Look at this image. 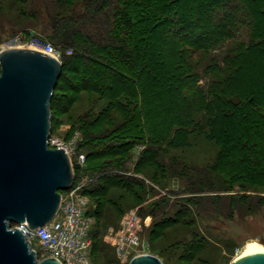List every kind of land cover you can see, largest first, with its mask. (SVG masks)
<instances>
[{
	"label": "rangeland",
	"instance_id": "374dc122",
	"mask_svg": "<svg viewBox=\"0 0 264 264\" xmlns=\"http://www.w3.org/2000/svg\"><path fill=\"white\" fill-rule=\"evenodd\" d=\"M214 1L186 0L181 2L179 4L181 5L180 9L185 13L181 14L183 21L178 23L177 26L180 25L183 30H179V33L175 34L171 21L165 19L159 25L164 35H156L155 38L150 39L149 46L152 48L153 53L148 50L145 53L147 56L145 61L147 59L146 63L148 64V58L153 56L151 57L152 61L156 63V67L151 66L154 74L144 73L142 79H137L136 82L132 81L130 85V91L143 95L141 111L137 114L138 125L151 131H168L178 125L174 123V120L178 114H183L185 109L188 113L193 112L201 116L203 113L200 110H209V108L221 110L215 101L212 102L213 97H224L225 99L228 95L238 94L242 104L247 107L246 114L251 113L253 120L257 122L251 126L248 125L247 129L253 130L251 134L255 140L260 142L262 139L264 141V119L259 117L260 115L264 117V0H256L255 2L253 0H230L232 3L231 8L221 7ZM251 1L253 3H250ZM28 2L31 3V8L35 10L38 18V25L33 28L30 26L21 28L15 24L16 20L21 19L18 8H23V2L14 4L13 1L4 0L1 4L0 49L18 36L37 35L43 38L46 37L45 39L48 41L51 39L53 21H51L50 6H47L49 1L28 0ZM90 4L92 9L93 1L79 0L76 3L75 10L69 16H75L74 19H69L70 22L87 21V23L75 29L77 32L73 34V37L78 35L75 36L77 43L61 44V42L51 39L53 46L60 53V62L64 65L50 103V137L67 143L73 135L77 134L79 136V139L72 144L74 154L71 156V160L75 184L79 180L81 181L82 177H85L82 169L86 168L76 166L77 155L81 152L86 153L95 150V148H92L93 146H87L85 143H92L96 147H101L103 143H111V147L117 148L115 146L117 144L114 143L119 139L117 150L122 151V154L111 159L104 158L90 161L87 166L90 168L88 173L96 175L103 172H112L113 175H117L116 181L120 183L126 182L127 178L130 177L140 179L142 184L136 187L139 193L135 196L128 192L111 191L109 194L117 202L115 204L108 203L103 198L98 199L94 198L93 195L89 196L90 231L98 235L93 236L94 246L91 250V264H129L132 257L137 254L153 255L162 264H231L246 250L248 243L257 242L264 245V181L261 178L263 176L259 173L261 167L259 168V163H256L261 159L259 145H257V149L251 151L248 157L242 155L241 141L221 145L223 148L230 147L231 149L228 155L220 160V164L223 163V165L219 164L221 166L220 173L230 182V187L225 193H202L204 191L198 193L195 184L193 182L191 184L189 173H184L180 178H173L172 175L165 174L157 166L150 163L144 165L143 168H135L134 164L137 161L139 152L144 148L140 146L142 143L144 144L141 139L132 140L129 136H120L117 140H112L114 136L110 135L99 141H91V138L87 137L88 134L99 133L101 127L91 128L86 123L90 122V119L84 122L83 117L85 116L88 119L90 115H92L91 117L98 115L102 108L106 106L107 100L98 98L92 93L81 92L75 94L72 91L73 87H79L85 82L82 78L85 74L97 75L99 71L104 70L98 64L93 63L94 60L93 62L86 60V58L93 59V55L91 56L90 51L85 46V39L87 38L89 41L103 46L110 45L113 37L119 39L125 38L127 34L130 35L119 23L113 22L110 13H106L109 16L108 22L111 23V26L107 28L110 29L111 39L105 40V34L103 33H106V30L100 31L97 23L91 24V18L83 16L87 10V5L90 6ZM238 8L241 9L238 16L242 23H238L237 26L232 24V13ZM94 13L93 10L89 16L94 15ZM77 16H80V18ZM95 18L96 21L104 20V17L97 16V13ZM230 27H233L235 32L233 30L228 32L227 29H231ZM99 31L103 32V36H100ZM224 33L228 39L219 44L213 51L198 52V55L192 56L191 50L186 45L192 41L206 42L207 37L210 42L213 39L220 40L223 38ZM250 38H252L255 46H249ZM256 43H261V46L256 45ZM112 52L111 47L107 49L106 53L114 58ZM237 54L240 56L232 61L230 57ZM80 55L82 57H79ZM80 65L81 69L79 68ZM114 67L117 68V66ZM219 68L222 70H219ZM117 69L131 74L127 66ZM171 78L173 82L170 81L172 84H169L167 81ZM227 86L230 88L229 91L226 88ZM195 87L199 90L196 94L192 92ZM178 88L180 92H178ZM224 88L225 90L222 91ZM72 99H76V101L71 104ZM183 99H185V102H183ZM127 100L131 101L130 98ZM139 100L138 97L134 98V101L138 103ZM195 101H198V103L200 101L199 109L191 108ZM208 102L212 103L209 104ZM123 103L127 105V102ZM64 109L67 110L64 111ZM126 109L128 110L129 107ZM242 117L239 116L238 123L236 122V125L233 124V126L230 125L229 129L235 127L234 129H240L241 131V126L237 128V124H242ZM112 124V122L109 123L108 127L110 128ZM183 126L186 125L183 124ZM248 134L250 133L248 132ZM127 139L129 142H127ZM124 143L134 145L136 149L132 152L130 150L124 152L126 147ZM215 151H217L215 148L207 150L203 142L192 141L187 148L188 161L202 165L207 164L211 156L212 158L215 157ZM171 152H174V150ZM132 153H134L133 156H131ZM241 157H245L250 162L254 161V163L247 166L239 160L242 159ZM230 161H240L242 164H231ZM144 169L156 172L155 177L150 178L144 175L142 173ZM235 173L237 175L249 173L251 179H247V176H242V178L234 176L231 178ZM248 180L250 183L246 185L245 183ZM262 181L263 183L260 184ZM194 191L196 193H191ZM248 197L256 199L255 203L258 208L256 212L247 216L244 215V212L241 214L234 212L226 218L213 212L203 214L200 218L196 215L194 207L189 204L192 201H187L185 205L181 202L188 199H201L202 201L214 200L220 203L225 201L222 198H228L229 201H232V205L239 203L241 207L244 206L243 211H246L245 207L249 204V201L246 200ZM161 201H164V203ZM165 201H169L168 204ZM155 205L158 206L159 210L164 208V217H171L172 220L177 219L175 216L176 211L187 208L190 220L193 221L191 223L187 220V224L192 229H197V231L186 236L180 233L178 238L181 241L178 245L170 248L163 246L161 242H167V237H156V233L165 234L166 232V234H170V231L163 230L166 224H155L153 217L148 215L150 209ZM202 208L211 211L212 206L207 202ZM131 211L140 219L141 227L137 228L136 231L141 245L139 249L132 252L134 256L123 261L116 255L113 243L121 230V219ZM158 217L162 218L163 216L159 214ZM145 220H147V226L143 224ZM151 229L154 230L153 233H151ZM172 234L176 235L178 233L174 232ZM35 249L40 252L38 253L40 258L41 250ZM196 253V258L191 260V257Z\"/></svg>",
	"mask_w": 264,
	"mask_h": 264
},
{
	"label": "trees",
	"instance_id": "16d2710c",
	"mask_svg": "<svg viewBox=\"0 0 264 264\" xmlns=\"http://www.w3.org/2000/svg\"><path fill=\"white\" fill-rule=\"evenodd\" d=\"M4 0H0V9L1 4ZM13 1L14 4H17L18 2H23L24 6L23 8H18V12L21 14V19L16 20L15 24L18 27L25 28L30 26L31 28L36 27L38 25V18L36 17V12L33 8H31V3L28 2V0H10ZM49 3L47 6H50V12L52 14L51 21H53L52 29L53 33L51 34L52 40H57L61 42V44L64 43H77V40L75 39L74 35L75 32H77V29L79 26H81L84 23H87V21H73L70 22L69 19H74L75 16L69 17L73 11L76 8V3L79 0H48ZM90 2L93 1L92 9L91 4L90 6L87 5V10L83 13L84 17L91 19V24L97 23L100 27V31L106 30V33L100 32V36L104 35V39H111L110 38V29H107L109 26H111V23L108 22V17L106 13H110V16L113 20V22L119 23V25L124 28L127 33H130V35L127 34L126 37L128 38H119L113 37L110 41V45H98L96 43H93L92 41H89L87 38L85 39V46L88 48V50L91 53V58H86L88 62H94L98 64L101 68H103V71H99V74H85L84 77H82L85 82L82 83L79 87H73L72 91L75 94L81 93V92H88L94 94L98 98H103L107 100L106 106L102 108V110L98 113V115L91 117L92 115L88 116V119L83 117L84 122L90 119V122H86L87 125L89 124L91 128H100L99 133L96 134H88L87 137L91 138V141H99L101 139L107 138L110 135L114 136L112 140H117L120 136H129L130 139H141L144 144L140 145L141 147H144L142 151L139 152V155L137 157V161L134 164L135 168H143L146 164H152L157 166V168L161 169L162 172H165V174L172 175L173 178H180L181 175L190 174V181L195 184L197 187L198 193H225L226 190L230 187V182L225 179V176L220 173V160H222L228 153L231 151L230 147L223 148L222 146L226 145V143L232 144L237 141H241V149H243L242 155L245 157L250 156L251 151L257 149V145H259V152L261 153V159L260 161H256L258 164V167L261 169L259 173L263 177H261L264 181V141L261 139L260 142L255 140L253 138V135L251 134L252 129H247V126L253 125L256 121H254L252 114H246L247 107L242 104L241 99L238 98V94H232L228 95L225 99L224 97H213L212 102L215 101L216 104H218L221 108V110H218L217 108H209L203 110H200L203 115H199L197 113L190 112L188 113L185 109L183 114H178L176 116V119L174 120V123H177L178 125L176 127H173L172 129L166 131H151L149 129H146L144 127H139L137 122V114L140 112L142 107V97L141 93H134L133 91H130V85L133 82H136L137 79H142L144 76V73H153L152 67H156L155 61H152L153 56L148 58L149 63L147 64L145 61L146 52L149 50L151 53H153L152 48L149 46L150 39L155 38L156 35H164L161 27L159 28L160 23L168 19L171 21V25L173 26V31L175 34L180 30L182 31L183 28L178 23H181L183 16L181 14L185 13L182 12L181 5H179L181 2H184L186 0H88ZM214 1V0H213ZM218 5L221 7H229L231 8L232 3L230 0H215ZM214 1V2H215ZM237 1V0H236ZM254 2L256 0H253ZM235 3V2H234ZM250 3H253L252 1ZM231 6V7H230ZM93 10L95 11L94 15L89 16L92 14ZM241 9H237L233 15L232 24L237 25L238 23L241 24L242 20L239 18L238 13ZM96 13L97 16L104 17V20L96 21ZM103 13V14H102ZM101 14V15H100ZM80 18V16H77ZM76 17V18H77ZM174 24V25H173ZM59 25V26H58ZM235 27V26H233ZM227 29L228 32L231 30L234 31V28ZM106 28V29H105ZM238 29V27H236ZM74 32V33H68V32ZM235 32V31H234ZM179 33V32H178ZM176 36V35H175ZM190 37V36H189ZM46 38V37H45ZM130 38V39H129ZM214 38V37H213ZM212 38V39H213ZM49 40V42L51 41ZM208 37L206 38V43L204 42H195L192 41L191 43H187V47L191 50L192 56L198 55V52H205L208 50L213 51L217 48V46L221 43H224L225 40H227V36L225 33L223 34V38L213 39L211 42L208 41ZM47 40V39H46ZM181 41V40H180ZM186 41V40H184ZM183 42V41H182ZM53 45V42H50ZM249 46H255V44L252 41V38H250ZM256 45L261 46V43H256ZM222 46V45H221ZM112 47V53L114 54V58L110 57L107 52L108 48ZM149 48V49H146ZM221 48V47H220ZM152 50V51H151ZM104 54V55H102ZM102 55V56H100ZM111 55V54H110ZM113 56V55H112ZM240 56V55H239ZM237 55H233V57H230L232 61H235L238 57ZM79 57H82L80 55ZM86 62V61H85ZM64 65L63 63L61 64ZM114 66H117V68H121L122 66H127L131 72V74H127L123 70H119L115 68ZM150 66V67H149ZM152 66V67H151ZM192 66V65H189ZM188 66V67H189ZM181 67V65H180ZM81 69V65L79 66ZM79 69V70H80ZM221 68H219L220 70ZM222 70V69H221ZM154 74V73H153ZM172 78L168 79L167 82L169 84H172ZM57 86V85H56ZM139 88V86H138ZM229 91V86H227ZM140 90V89H139ZM176 90V89H175ZM173 91V93L175 92ZM222 89V91H224ZM192 91V90H190ZM198 88L195 87V90L192 92L196 94L198 92ZM141 92V91H139ZM178 92H180L178 88ZM140 98L139 103L137 101H134V98ZM131 101H128L129 99ZM186 98V97H185ZM185 99H183V102ZM76 99L71 100V104L75 102ZM123 102H127L124 105ZM212 102H208L211 104ZM201 105L200 101H195L194 104H192V109H199V106ZM185 106V105H184ZM129 107L127 110L126 108ZM188 107V106H187ZM213 109V110H212ZM67 109H64L66 111ZM251 112V111H250ZM214 114V115H213ZM242 117V124H237V128L241 126L240 129H234L235 127H231L229 129L230 125L233 126L236 125V122L238 123V117ZM248 119H243V118ZM261 119H264L262 115L259 116ZM113 123L112 126L109 128L108 124ZM257 123V122H256ZM182 124V125H181ZM183 124L186 126L184 127ZM102 125V126H101ZM250 134H248V132ZM196 142H203V144L206 145L207 150H211L215 148L217 151H215V157L210 158L209 161H207V164H197L194 162L188 161V153L187 148L190 146L192 141ZM120 140V139H119ZM118 140V141H119ZM128 140V139H127ZM118 141L114 144H117L118 148ZM129 142V140L127 141ZM87 146H93L92 148H95L93 152H84L82 154L85 155L86 159V165L85 169H82L83 174L90 178V183L85 188L84 193L89 197L90 195H93L94 198L98 199H104L108 203L115 204L113 200V197L111 196V191H119L121 193L128 192L132 193L133 196L137 195L139 191L136 189L137 186L142 185L140 179L137 178H130L128 177L126 182H119L117 180V175H113L112 172H103L96 175H91L88 173V170L90 169L88 166V163L90 161H97L104 158H112L117 157L122 154V151L117 150L114 146L111 147V143H103L101 144V147H96L92 145V143H85ZM122 145V144H120ZM126 146L124 149L125 151L130 150L131 152L136 149V146L130 145L129 143H124ZM222 145V146H221ZM110 149V150H109ZM174 150V152H171ZM134 153L131 154L133 156ZM244 158L239 159L241 162L249 166L250 164L254 163V161H248ZM120 160V159H119ZM118 161V159H117ZM240 161H230L231 164L239 163L242 164ZM220 164V165H219ZM75 169V168H74ZM77 171L78 168L76 167ZM245 171H247L245 169ZM144 175H147L150 178H154L156 175V172H152L151 170H145L142 172ZM249 173L242 175H237L236 173L231 177L238 176V178H242V176H247V179H251ZM116 177V178H115ZM134 177V176H133ZM249 180L246 182V185H249ZM263 181L260 183L262 184ZM119 182V183H118ZM256 182V181H254ZM259 183V182H256ZM108 186V187H107ZM257 192V191H252ZM62 193V191L60 192ZM191 193H196L191 192ZM258 193V192H257ZM119 196H121L119 194ZM225 199L224 202H217V201H202L200 200H191L188 199L186 201H181L183 204H187V201H192L189 203L191 207L193 206L196 210V215L198 217H202L203 214H209V212H213L215 214H220L222 217H230L231 213L234 212L241 214L244 212V215H251L254 212L258 210L255 198L248 197L246 200L249 201V204L245 207L246 211H243V207L239 205V203L231 204L232 201H229L228 198H222ZM164 203V201H161ZM166 202V201H165ZM169 201L166 202L168 204ZM210 203L212 206L211 211L209 209H204V205L206 203ZM187 208H183V210H178L175 212L176 220H172L171 217H164L163 209H158V206H153L148 215H151L153 217V221H155V224H166L163 227V230L170 231V234H157L156 237L166 238L168 239L167 242H161L163 246L165 247H172L174 245H178L181 239L178 238L179 234H183V236L190 235L192 233H195L197 229H192L190 226H188L187 220L189 222H193L190 220V217L188 215ZM245 210V209H244ZM162 215L163 217H158ZM91 216V214L89 215ZM102 217V216H101ZM157 217V218H155ZM190 223V224H191ZM151 233H153V229L150 230ZM149 231V232H150ZM195 231V232H194ZM177 232L178 234L174 235L172 233ZM155 234V235H156ZM90 235L92 238V247L94 246L93 242V236L94 232L90 231ZM165 235L164 237H162ZM98 236V235H96ZM152 240V239H151ZM156 248V247H155ZM157 249V248H156ZM163 256V254H161ZM197 253L191 257L192 259H195Z\"/></svg>",
	"mask_w": 264,
	"mask_h": 264
},
{
	"label": "water",
	"instance_id": "95a60500",
	"mask_svg": "<svg viewBox=\"0 0 264 264\" xmlns=\"http://www.w3.org/2000/svg\"><path fill=\"white\" fill-rule=\"evenodd\" d=\"M57 59L27 48L0 52V264H60L38 261L22 232L49 223L60 205V192L73 183L65 151L50 148V103L61 76ZM129 264H162L138 255ZM231 264H264V253L236 258Z\"/></svg>",
	"mask_w": 264,
	"mask_h": 264
},
{
	"label": "built area",
	"instance_id": "2783aa9c",
	"mask_svg": "<svg viewBox=\"0 0 264 264\" xmlns=\"http://www.w3.org/2000/svg\"><path fill=\"white\" fill-rule=\"evenodd\" d=\"M10 48H27L39 51L54 57L60 62V53L48 40L41 36H18L2 47L0 52ZM78 139L79 136L75 134L67 143L50 136L47 141L50 148H58L65 151L73 172V183L69 189L60 193V205L54 218L46 225L36 229L29 228L26 223L13 226V228L15 227L22 232L26 241L32 246L38 261L52 258L60 264H91L90 201L89 197L84 193L91 180L85 176L75 184L71 160V156L74 154L72 144ZM137 150L139 149L137 148ZM85 163V155L82 153L77 155L76 166L84 168ZM143 224L147 226V220ZM120 226L121 230L114 239L113 246L116 255L124 261L134 256L132 252L139 249L141 245L136 231L137 228L141 227V223L136 214L131 211L121 219ZM35 248L41 250L40 258L38 257L40 252ZM138 255L142 254H137L136 256Z\"/></svg>",
	"mask_w": 264,
	"mask_h": 264
},
{
	"label": "bare ground",
	"instance_id": "6f19581e",
	"mask_svg": "<svg viewBox=\"0 0 264 264\" xmlns=\"http://www.w3.org/2000/svg\"><path fill=\"white\" fill-rule=\"evenodd\" d=\"M256 253H264V245L257 242H250L248 243L246 250L239 257Z\"/></svg>",
	"mask_w": 264,
	"mask_h": 264
}]
</instances>
